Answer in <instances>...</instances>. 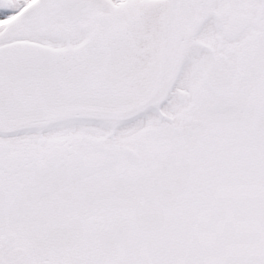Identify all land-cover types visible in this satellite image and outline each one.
Wrapping results in <instances>:
<instances>
[{
	"label": "snow or ice",
	"instance_id": "obj_1",
	"mask_svg": "<svg viewBox=\"0 0 264 264\" xmlns=\"http://www.w3.org/2000/svg\"><path fill=\"white\" fill-rule=\"evenodd\" d=\"M0 22V264H264V0H0ZM212 129L257 149L239 237L86 249L28 230L103 211Z\"/></svg>",
	"mask_w": 264,
	"mask_h": 264
},
{
	"label": "flooded vegetation",
	"instance_id": "obj_2",
	"mask_svg": "<svg viewBox=\"0 0 264 264\" xmlns=\"http://www.w3.org/2000/svg\"><path fill=\"white\" fill-rule=\"evenodd\" d=\"M256 151L243 129L209 130L182 159L162 157L159 179L107 193L103 211L80 215L51 207L28 221V230L42 247L74 241L86 249L129 238L168 248L237 238L250 218ZM57 232L63 240L52 238Z\"/></svg>",
	"mask_w": 264,
	"mask_h": 264
},
{
	"label": "bare ground",
	"instance_id": "obj_3",
	"mask_svg": "<svg viewBox=\"0 0 264 264\" xmlns=\"http://www.w3.org/2000/svg\"><path fill=\"white\" fill-rule=\"evenodd\" d=\"M124 2V0H121V3H123Z\"/></svg>",
	"mask_w": 264,
	"mask_h": 264
},
{
	"label": "rangeland",
	"instance_id": "obj_4",
	"mask_svg": "<svg viewBox=\"0 0 264 264\" xmlns=\"http://www.w3.org/2000/svg\"><path fill=\"white\" fill-rule=\"evenodd\" d=\"M30 2H32V0H30Z\"/></svg>",
	"mask_w": 264,
	"mask_h": 264
}]
</instances>
